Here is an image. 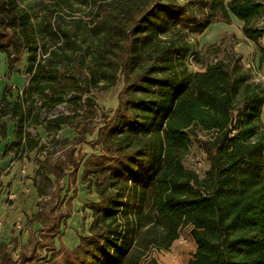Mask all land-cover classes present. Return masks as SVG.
<instances>
[{
	"label": "trees",
	"instance_id": "16d2710c",
	"mask_svg": "<svg viewBox=\"0 0 264 264\" xmlns=\"http://www.w3.org/2000/svg\"><path fill=\"white\" fill-rule=\"evenodd\" d=\"M200 1L48 0L49 13L40 16L19 0H0V51L11 66L25 50L28 74L14 100L0 98V142L14 124L4 155L36 147L24 130L32 115L49 133L67 121L62 114L39 122L36 100L49 110L71 93L75 103L85 95L92 105L90 84L103 82L102 88L123 79L117 107L98 129L100 153L84 164L83 180L98 196L87 204L89 234L72 248L61 246L51 264H160L152 248L167 249L184 226L196 245L187 264H264V88L222 40L199 52L190 41L232 16L243 22L244 36L257 41L264 36L258 24L264 1L208 0L207 9ZM190 55L197 70L189 68ZM208 55L212 60L205 61ZM86 133L81 126L69 144ZM192 148L209 165L202 177L184 163ZM83 157L70 145L42 173L39 194L52 186L49 173L59 181L70 168L74 176ZM59 192L53 188L38 214L48 219L50 234L66 216L53 213ZM29 239L16 259L0 242V264H38L32 260L39 246L55 249L51 241Z\"/></svg>",
	"mask_w": 264,
	"mask_h": 264
},
{
	"label": "rangeland",
	"instance_id": "374dc122",
	"mask_svg": "<svg viewBox=\"0 0 264 264\" xmlns=\"http://www.w3.org/2000/svg\"><path fill=\"white\" fill-rule=\"evenodd\" d=\"M206 1L208 0H202L199 3L203 6ZM19 2L26 7H33L32 14L44 16L49 13L50 3L48 0H19ZM204 8H208L207 3ZM4 11L0 5V13L2 14ZM62 14L67 18L65 10H62ZM220 22L227 23L225 21ZM258 24L264 25V16L258 20ZM225 28L227 29L222 30L215 41L222 40L223 48H233L240 55L243 67L249 71L252 82L259 83L264 88V51H262L264 45H262L261 39L253 43L238 38L241 35L239 32L240 27L232 21L228 22V27ZM81 33V31L77 32V35L81 36ZM46 39L48 37L45 36ZM190 41L193 52H199L207 44L202 43L198 35L190 38ZM258 49L261 52L259 56L255 52ZM225 54L226 51L218 53L219 56ZM190 58L191 55L188 61L189 68L197 70L199 64L192 63ZM204 60H212L211 55L205 56ZM8 61L7 54L0 51V98L5 97L7 100H14L20 94L22 88L26 86L28 80L26 51L24 50L22 58L14 60L11 66ZM62 70H64V66L60 67L61 72ZM81 76L83 77L84 74ZM103 84V82H99L98 85L90 84L87 95L90 97L92 105L86 102L85 95H81L80 101L75 103L76 99L72 98L71 93L65 96L62 103L49 110L44 107H37L40 103L39 100H36V109L34 108L33 112L38 115L39 122L48 123V118L62 114L67 115L68 118L65 123L61 124L59 129L49 133L40 125L41 123H34L32 115L30 122L26 121L24 127L25 132L30 134L31 140L36 142V147L32 149L23 147L15 151V148H10L5 155L3 154L5 144L11 142L14 138V124L12 122L8 123L7 138L0 142V187L6 188L2 193L3 195L0 196V242L6 244V250L13 259L17 258L20 247L26 245V248L29 249L32 239H29L28 235L31 231L35 232L43 242L55 240L57 243L55 249L47 248L48 245L39 246L32 260V262L38 264H51L52 261L54 262L52 259L53 254L57 251L59 242L62 245H72V240L79 239L80 241L82 236L89 234L92 211L87 207V204L91 201H97L98 196L94 185L83 180L84 164L90 154L100 153L98 129L117 107L118 93L123 86V79L120 76L115 83L101 88ZM261 118L264 122V111H262ZM83 125L87 128L84 139L76 145L69 144V141L78 134L79 128ZM70 145L74 148L75 156L80 153L85 155L76 174L73 176L70 168H65L61 179L56 181L54 175L49 173L52 186L46 189V195L41 196L38 192V186L40 187L44 182L42 173L53 168V164L57 160L63 159L64 153ZM183 159L184 163L193 168L200 177L205 175L209 165L202 153L192 148ZM13 166L17 167V171L13 173L11 178L17 179L21 188L26 187V189H10L11 180H7L5 176L12 172ZM56 186L60 188V192L55 206L63 214L77 215V220L72 221L74 219H70L66 215L65 219H61V224H59L60 232L51 235L45 227L48 223L46 216L38 217L34 214L40 211L42 205L50 202V193ZM73 191L75 194L72 196ZM12 193L13 195L9 197ZM52 201L53 204L55 199ZM74 204L77 205L78 209L76 207L73 209ZM73 211L76 215L72 214ZM188 231V227L184 226L179 237L167 249L152 248V256L160 264H187L188 259L192 257L196 249L195 242ZM14 237L17 242L15 244L12 243Z\"/></svg>",
	"mask_w": 264,
	"mask_h": 264
},
{
	"label": "crops",
	"instance_id": "0c3cea01",
	"mask_svg": "<svg viewBox=\"0 0 264 264\" xmlns=\"http://www.w3.org/2000/svg\"><path fill=\"white\" fill-rule=\"evenodd\" d=\"M231 21H232V23H237L238 25H239V27H240V29H239V32L241 33V35H239L238 36V38H240V39H242V40H246V41H249V42H253L254 43V41H252V40H250V39H248V38H246L245 36H244V34L242 33V24H243V22L242 21H240L239 19H237L236 17H234V16H232V19H231ZM225 27H228V23H223V22H220V21H218V22H214V23H212V24H210L208 27H206L199 35H198V37H199V40L201 39V41H202V43H213V42H216L215 40L218 38V34L222 31V30H224V29H227V28H225ZM261 39V41H262V45H264V36H262V37H260L259 38V40ZM262 47H264V46H262ZM258 51H259V49H258ZM257 50L255 51L256 52V54H257V56H259V54H261V52L259 51L258 52ZM262 51H264V50H262ZM262 111H264V106H262ZM7 134H8V132H7ZM14 138H12V140H13ZM11 140V141H12ZM85 156V155H84ZM84 158V157H83ZM79 168V167H78ZM78 168H77V170H78ZM77 170H76V172H77ZM16 171H17V167L16 166H13V168H12V172L10 173V174H8V175H6L5 177H6V179L7 180H11V185H10V189H12V188H17V189H20V190H24V188L26 189V187H23V188H21V186H20V184L17 182V179H14V178H11L12 176H13V173L15 172L16 173ZM76 172H75V174H76ZM49 176V175H48ZM17 177V176H16ZM49 178L51 179V177L49 176ZM6 188L5 187H3V188H1L0 187V196H2L3 194V191L5 190ZM74 190V189H73ZM14 191V190H13ZM75 194V192L73 191V193H72V196ZM11 195H13V193L12 194H10L9 195V197H11ZM1 201V200H0ZM56 201H57V199H55V201H54V203L52 204V202H51V204L52 205H54V211H53V213L54 214H58V213H62L61 211H59L58 210V208L55 206V204H56ZM75 207L78 209V207H77V205L75 206V204H74V207H73V209H75ZM38 214H39V212H37L36 214H34V215H37L38 216ZM63 214V213H62ZM72 214H74V215H76L75 214V211H73L72 212ZM67 216H69V214H66ZM40 216H43V215H40ZM65 219V216H62L61 218H60V220H59V224H61V219ZM68 218H70V219H74V220H72V221H76L77 220V215L76 216H69ZM63 219V220H64ZM60 232V227H59V230H58V233ZM58 233H56V234H58ZM51 235H55V234H51ZM30 236H36L37 238H39V236H37L36 234H35V232H32L31 231V233H29V235H28V238H30ZM15 238V237H14ZM40 239V238H39ZM16 240V239H15ZM52 242V244H53V246L54 247H57V243L55 242V240L54 241H51ZM72 242V245H65V244H61V242H59V245H58V249L61 247V246H64V247H67V248H72V247H74V246H76V245H78V243H79V239L78 240H72L71 241ZM15 243H17V242H15ZM26 246V245H25ZM21 248V247H20ZM20 248H19V250H20ZM47 248H49L48 246H47ZM57 249V250H58ZM18 250V251H19Z\"/></svg>",
	"mask_w": 264,
	"mask_h": 264
}]
</instances>
